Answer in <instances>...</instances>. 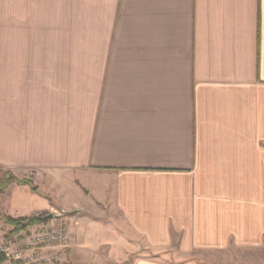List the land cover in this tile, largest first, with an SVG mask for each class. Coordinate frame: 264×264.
Masks as SVG:
<instances>
[{"label": "crops", "instance_id": "0c3cea01", "mask_svg": "<svg viewBox=\"0 0 264 264\" xmlns=\"http://www.w3.org/2000/svg\"><path fill=\"white\" fill-rule=\"evenodd\" d=\"M9 175L0 233L63 212L61 263L111 234L152 255L131 264L262 247L264 0H0Z\"/></svg>", "mask_w": 264, "mask_h": 264}, {"label": "rangeland", "instance_id": "374dc122", "mask_svg": "<svg viewBox=\"0 0 264 264\" xmlns=\"http://www.w3.org/2000/svg\"><path fill=\"white\" fill-rule=\"evenodd\" d=\"M4 175V174H3ZM5 177V176H4ZM7 178V176L5 177ZM2 179V178H1ZM0 179V180H1ZM74 190H76V185L73 186ZM78 187V186H77ZM3 190V189H2ZM0 190V191H2ZM42 197L48 199L51 202V197L49 195H45L39 191V193ZM45 195V196H43ZM64 200H73L76 199L77 196H60ZM54 198H52L53 200ZM45 215L46 222L42 224H36V225H45L46 223L50 224L53 220H58L63 218V212L56 211L52 214L43 213ZM51 216V217H49ZM4 219H6L4 217ZM3 219L4 223L5 220ZM50 222V223H49ZM58 223H61L57 221ZM64 222V221H62ZM46 224V225H48ZM64 226L68 232V227L64 224ZM34 226V225H33ZM31 226V227H33ZM9 233V232H7ZM7 233H0V242L8 239L9 237H6ZM69 234V233H68ZM122 234H111L110 239H108L107 244H118L120 247H117L115 249L110 248H104L100 250H96L98 256L94 264H131L137 259L138 257H152L151 254L147 253V250L145 248H142L140 246L142 242L134 237V240L129 238L130 242H127L128 244H125V241H123ZM133 236V235H132ZM70 237V236H69ZM12 239V238H11ZM70 243V242H69ZM122 245V246H121ZM128 247L125 249V247ZM136 246H139V248H135ZM67 249V248H66ZM65 249V250H66ZM127 251L128 258L124 259V253ZM63 252V251H62ZM61 252V253H62ZM110 253V254H109ZM83 254V257H87L88 253H85L84 250L79 251V255ZM78 255V257H80ZM165 255V256H164ZM167 254H159V257L157 259L160 261V264H169V259L166 256ZM75 257L73 258H67V260H63V263L55 261L53 264H76L74 263ZM179 259V258H178ZM181 259V258H180ZM173 261V259H171ZM182 260H189L192 263L191 264H264V245L257 249H240V248H229L227 250H224L222 252H195L189 257H184Z\"/></svg>", "mask_w": 264, "mask_h": 264}, {"label": "built area", "instance_id": "2783aa9c", "mask_svg": "<svg viewBox=\"0 0 264 264\" xmlns=\"http://www.w3.org/2000/svg\"><path fill=\"white\" fill-rule=\"evenodd\" d=\"M69 242L66 228L57 220L34 225L30 231L0 242V264H53Z\"/></svg>", "mask_w": 264, "mask_h": 264}, {"label": "trees", "instance_id": "16d2710c", "mask_svg": "<svg viewBox=\"0 0 264 264\" xmlns=\"http://www.w3.org/2000/svg\"><path fill=\"white\" fill-rule=\"evenodd\" d=\"M10 183H17L19 185L28 184V181L26 180H16L12 175H9L8 178H2L0 180V190L6 188ZM46 214H41L36 217L31 218H9L7 217L5 222L11 226V231L6 234V237L11 238L12 236L19 234L22 231H25L27 228L36 225V224H42L46 222L45 219ZM3 260V258H0V262Z\"/></svg>", "mask_w": 264, "mask_h": 264}, {"label": "water", "instance_id": "95a60500", "mask_svg": "<svg viewBox=\"0 0 264 264\" xmlns=\"http://www.w3.org/2000/svg\"><path fill=\"white\" fill-rule=\"evenodd\" d=\"M49 217H51V216H49Z\"/></svg>", "mask_w": 264, "mask_h": 264}]
</instances>
